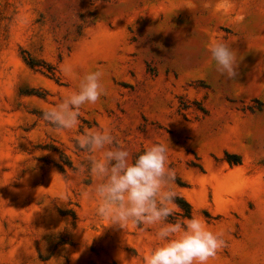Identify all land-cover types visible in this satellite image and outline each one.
Wrapping results in <instances>:
<instances>
[{
    "label": "rangeland",
    "instance_id": "obj_1",
    "mask_svg": "<svg viewBox=\"0 0 264 264\" xmlns=\"http://www.w3.org/2000/svg\"><path fill=\"white\" fill-rule=\"evenodd\" d=\"M97 69L75 128L42 119ZM103 128L133 156L169 141L171 189L224 240L208 264H264V0H0V264H142L154 228L95 215L76 140Z\"/></svg>",
    "mask_w": 264,
    "mask_h": 264
},
{
    "label": "clouds",
    "instance_id": "obj_2",
    "mask_svg": "<svg viewBox=\"0 0 264 264\" xmlns=\"http://www.w3.org/2000/svg\"><path fill=\"white\" fill-rule=\"evenodd\" d=\"M208 51L220 75L226 79L237 75V53L229 44L218 41ZM102 75L99 69L84 74L74 91L42 112V119L60 130L75 128L81 106L94 104L104 93ZM76 144L90 154L88 170L96 178L91 189L97 202L95 215L119 227L154 228L155 243L142 264H208L223 247L222 234L199 216L169 221L176 198L170 187L175 173L168 166L169 141L154 142L133 156L103 128L80 135ZM118 259L128 264L123 252Z\"/></svg>",
    "mask_w": 264,
    "mask_h": 264
},
{
    "label": "trees",
    "instance_id": "obj_3",
    "mask_svg": "<svg viewBox=\"0 0 264 264\" xmlns=\"http://www.w3.org/2000/svg\"><path fill=\"white\" fill-rule=\"evenodd\" d=\"M24 63L31 69L36 67V64L30 57L23 58ZM60 158V154H59ZM175 207L180 211L178 214L179 219H187L191 217V209L189 204L182 198L176 197L175 198Z\"/></svg>",
    "mask_w": 264,
    "mask_h": 264
}]
</instances>
